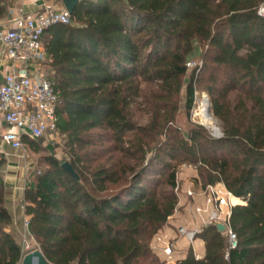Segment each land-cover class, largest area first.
<instances>
[{"label": "trees", "instance_id": "trees-1", "mask_svg": "<svg viewBox=\"0 0 264 264\" xmlns=\"http://www.w3.org/2000/svg\"><path fill=\"white\" fill-rule=\"evenodd\" d=\"M9 1L0 0V20ZM263 5L81 0L69 23L45 31L58 131L79 176L50 154L25 190L29 232L49 262L167 264L151 242L179 209V168L188 164L198 168L203 190L223 184L233 195L236 246L228 231L208 224L196 236L205 241V256L197 258L191 246L175 264H264ZM197 50L204 61L190 71ZM186 76L188 111L197 89L205 91L222 136L202 124L189 132L175 125ZM144 84L153 98L147 124L133 110ZM40 140L24 143L37 153ZM6 163L0 152V264H22L25 255L9 231Z\"/></svg>", "mask_w": 264, "mask_h": 264}, {"label": "built area", "instance_id": "built-area-1", "mask_svg": "<svg viewBox=\"0 0 264 264\" xmlns=\"http://www.w3.org/2000/svg\"><path fill=\"white\" fill-rule=\"evenodd\" d=\"M258 13L264 17V5ZM70 21L71 15L65 7H47L35 14L20 13L12 20V25L0 27V44L4 46V53L12 61V69L0 84V119L10 127L0 134V139L13 149L23 148L25 138L40 140L59 133V97L51 73L45 66L46 52L42 37L50 26ZM188 66L190 67L191 63ZM215 188L216 186L208 189L211 191L208 201L216 203L221 211L223 205L228 204L227 199L221 197ZM188 196L193 198L195 193L189 191ZM198 211L200 212L201 208H198ZM211 214L206 225L224 223L232 246L235 247L236 235L229 227L231 209L223 221L218 212ZM25 225L29 230L27 220ZM201 230L189 231L180 227L179 233L193 241ZM161 234L159 232L156 235L157 242L162 241ZM162 250L166 263L175 264V244L171 239L165 240Z\"/></svg>", "mask_w": 264, "mask_h": 264}, {"label": "rangeland", "instance_id": "rangeland-1", "mask_svg": "<svg viewBox=\"0 0 264 264\" xmlns=\"http://www.w3.org/2000/svg\"><path fill=\"white\" fill-rule=\"evenodd\" d=\"M202 51L203 50H197L193 55L190 56L189 58V63H191L190 66V71H192L196 66L201 65L203 63V57H202ZM189 80V77H185V87L179 97V109L176 115V121L175 125L183 132H189L192 128H194L197 124H202L205 125L206 123L203 121L201 116H199V108L201 106V103L203 101V98L206 99L208 98L210 103V97L209 95L201 90L200 88L197 89V97H196V103L195 107L189 112L186 106L187 102V96H186V86L187 82ZM143 88V95L140 97L135 98L134 100V105H133V110L135 114V118L141 123V124H147L150 118V113H149V100H152L153 98L150 99V92H152V87L144 84L142 86ZM212 106V103H211ZM211 113L214 117V123L212 124H207L212 126L213 128L215 127L216 123V129L221 130V136L224 134L223 130V125L222 122L216 118L213 114L212 108H211ZM207 127V126H206ZM212 134L214 132L210 130ZM98 132H103V130H98ZM217 136L216 134H214ZM219 137V136H218ZM108 143L104 142V145H108ZM39 145V152H33L30 147L25 143L24 147L19 151V154L16 155L15 159L19 160L22 162L23 167L28 168L29 170V176L34 177V175L39 171L43 170L46 167L45 163V157L52 154L58 159L62 161H69L68 155L66 154L65 150V137L61 135L60 133L57 134H51L47 136L46 138L40 140L38 142ZM126 163H134L130 160H127ZM16 169H11L10 172H13L15 174ZM199 179V171L198 168L194 165H188V164H183L179 168V174H178V183H179V198H180V203L183 195H186L187 198H189L188 201L185 202V206L191 205L195 206V211L197 214V217L194 216L193 214H187L185 213L179 205V209L176 211L174 216L176 217L175 219L170 221H174L176 223L175 228L178 229V227L184 224V228L188 229L189 231L193 230H200L203 228V226L206 225V223L209 221L210 216L212 215L211 213L216 211L220 214V218L223 219L225 218V215L227 214L228 210L231 209L232 206L236 205L234 204L233 200V195H229V192L226 190L225 186L223 184H218L215 188L216 192L221 197H224L227 199V205H223V208L221 211L218 209L217 204L214 203H209L208 197L211 194V191L208 190H203L202 187L200 186V183L198 182ZM223 186V187H222ZM193 192L195 193V196L189 197L188 192ZM202 198V203L195 204L194 199L198 201V198ZM179 203V204H180ZM198 208H201V211H198ZM181 219V223L177 222V220ZM12 228V227H11ZM180 229V228H179ZM12 233L14 236L17 238L19 241L22 251L24 255L27 253L34 251L36 249H39V246L29 230L27 229L26 225L22 223L19 227L18 230H13L12 228ZM180 234V233H179ZM163 236L162 241L157 242L156 236L152 240L151 245L153 250L155 251V254L158 255V257L161 260H165V254L163 253V247L165 245V240H168L169 238L165 233L161 234ZM182 236V235H181ZM183 238L188 239L186 236H182ZM166 238V239H165ZM199 238H195L193 241L189 242L193 246L194 242L197 241ZM155 241V243H154ZM157 242V243H156ZM189 243V244H190ZM179 247V246H178ZM194 248V247H193ZM179 250V249H178ZM195 252V249H194ZM175 258V257H174Z\"/></svg>", "mask_w": 264, "mask_h": 264}, {"label": "crops", "instance_id": "crops-1", "mask_svg": "<svg viewBox=\"0 0 264 264\" xmlns=\"http://www.w3.org/2000/svg\"><path fill=\"white\" fill-rule=\"evenodd\" d=\"M10 11L8 16L0 20V27H6L12 25V20L19 15L20 13L25 14H35L39 11L44 10L47 7H55L58 9L64 8L65 6L62 3V0H10ZM46 68L50 71V67L46 64ZM12 69V61L6 56L4 53V46L0 44V84L4 82L5 76ZM9 125L3 120L0 119V134L9 130ZM25 145V143H24ZM22 149V148H21ZM21 149H13L6 143H3L0 139V152H2L6 159L7 163L3 168V176L6 183V191H7V208L12 214L13 217V230H18V227L27 220V217L24 212V208L22 205L25 190L27 187L33 185V176H29L28 168L23 167L21 161L16 160V155L19 154ZM11 169H16L15 174L10 172ZM223 187V186H222ZM196 201L194 199L195 204L202 203V198H198ZM186 195L182 196L180 207H182L183 211L187 214H193L197 217L195 206H191L190 204L185 206L184 201H188ZM199 205V204H198ZM200 206V205H199ZM177 217V216H176ZM172 217V220L176 218ZM171 220V219H170ZM177 222L181 223V219L177 220ZM181 227H184V224H180ZM176 223L174 221H169V223L160 231V233H165L169 239L173 241L175 244V260L183 259L187 256V253L192 246L188 239L183 238L179 234V228H175ZM9 228V231L12 232V228ZM155 243V241H154ZM157 243V242H156ZM190 243V244H189ZM179 246V247H178ZM193 247L195 249L196 256L199 258H203L206 254V246L205 241L202 239H197L194 242ZM179 249V250H178Z\"/></svg>", "mask_w": 264, "mask_h": 264}, {"label": "water", "instance_id": "water-1", "mask_svg": "<svg viewBox=\"0 0 264 264\" xmlns=\"http://www.w3.org/2000/svg\"><path fill=\"white\" fill-rule=\"evenodd\" d=\"M81 0H62L63 5L65 8L68 10L69 14L72 15L75 12V9L77 5L80 3ZM206 100L209 103V107L211 109V103L208 98ZM210 130L214 132L217 136H221V130L213 128L210 125L205 124ZM62 167L65 171L69 172L72 176L75 178H79L76 170L74 169L73 165L69 162L66 161L62 164ZM216 226L219 228L220 231L225 232L226 231V226L224 223H216ZM22 264H52L51 262L48 261L44 253L42 252L41 249H36L34 251H31L27 253L24 256Z\"/></svg>", "mask_w": 264, "mask_h": 264}, {"label": "bare ground", "instance_id": "bare-ground-1", "mask_svg": "<svg viewBox=\"0 0 264 264\" xmlns=\"http://www.w3.org/2000/svg\"><path fill=\"white\" fill-rule=\"evenodd\" d=\"M199 116H201V118L203 119V121L206 123V124H212L214 123V117L211 113V109L209 107V103L206 99L203 98V101L201 103V106L199 108ZM215 127H216V123H215ZM214 127V128H215Z\"/></svg>", "mask_w": 264, "mask_h": 264}]
</instances>
